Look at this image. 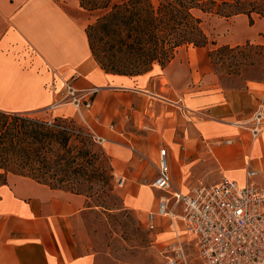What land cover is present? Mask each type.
<instances>
[{
	"label": "crops",
	"instance_id": "obj_1",
	"mask_svg": "<svg viewBox=\"0 0 264 264\" xmlns=\"http://www.w3.org/2000/svg\"><path fill=\"white\" fill-rule=\"evenodd\" d=\"M90 17L78 0H0L1 112L52 114L104 138L101 149L114 180L125 183L124 205L142 214L145 226L161 196L144 185L156 175L160 148L166 150L173 189L182 194L216 183L219 174L244 184L247 170L257 172L251 181L264 188V130L252 140L241 126L264 105V82L222 88L205 47L184 53L186 47L179 48L164 68L155 64L141 75L107 73L88 46ZM253 19L243 30L233 28L227 45L263 44L264 17ZM64 81L96 90L91 110L79 114L60 102ZM224 140L230 144H218ZM89 209L83 195L6 175L0 179V264H103L74 239L76 224ZM181 211L179 206L175 215ZM174 223L195 254L194 239L178 219ZM153 224L161 263L172 227L166 217Z\"/></svg>",
	"mask_w": 264,
	"mask_h": 264
},
{
	"label": "trees",
	"instance_id": "obj_2",
	"mask_svg": "<svg viewBox=\"0 0 264 264\" xmlns=\"http://www.w3.org/2000/svg\"><path fill=\"white\" fill-rule=\"evenodd\" d=\"M79 7L103 11L85 30L92 57L107 73L137 76L157 64L164 68L179 48H204L210 43L203 16L264 17V0H78ZM241 46L224 45L209 50L214 69L220 55ZM29 115L0 111V179L8 174L30 178L51 189L83 195L69 184L104 182L95 145L85 129L71 120L32 119ZM77 141L72 146L71 142ZM109 178L112 168L108 166ZM86 197V196H85Z\"/></svg>",
	"mask_w": 264,
	"mask_h": 264
},
{
	"label": "built area",
	"instance_id": "obj_3",
	"mask_svg": "<svg viewBox=\"0 0 264 264\" xmlns=\"http://www.w3.org/2000/svg\"><path fill=\"white\" fill-rule=\"evenodd\" d=\"M62 87L60 102L70 104L79 114L92 109L95 89L79 90L72 81H64ZM241 126L252 140L257 138L264 130V105L259 103L250 122ZM83 129L95 145L105 143L90 128ZM218 144H230V140ZM256 174L247 170L244 184L222 176L212 185L197 184L182 194L173 189L166 150L160 148L150 187L161 196L156 211L146 215L148 230L154 229L156 217L168 218L172 227L173 237L160 254V264H264V188L251 181ZM122 185L120 180L118 186ZM179 206L181 215L176 216ZM176 219L184 234L194 239L195 254L177 229Z\"/></svg>",
	"mask_w": 264,
	"mask_h": 264
},
{
	"label": "rangeland",
	"instance_id": "obj_4",
	"mask_svg": "<svg viewBox=\"0 0 264 264\" xmlns=\"http://www.w3.org/2000/svg\"><path fill=\"white\" fill-rule=\"evenodd\" d=\"M66 1L72 2L73 0ZM102 13L101 10L90 13V24L94 23ZM252 17L257 18L255 15ZM248 24L247 18L242 16L230 18L217 15L203 16V30L209 42L215 44H208L205 50L208 52L227 45L231 40L233 28L242 26L243 30ZM262 41L264 42V39ZM188 48L192 47H186V50H182L181 53L188 51ZM214 61L213 71L218 84L226 90L245 89L250 80L264 82V43H246L227 55L218 56ZM27 117L46 119V121L54 119L52 114L49 116L29 115ZM76 126L83 128L78 124ZM71 145H77V141L73 140ZM92 151L98 154V163L102 169L105 183L90 184L80 181L57 184L54 179H50L53 186L60 187L61 185L64 188H73L84 194L88 200L90 209L81 216L76 224L74 239L83 246L84 251L100 256L103 264H160L155 243L156 232L146 228L142 214L124 205L123 187L125 183L120 188L119 181H115L113 175L112 178H109L110 160L101 147L93 145ZM222 176L219 174V180ZM150 184L151 182L144 183L147 186ZM155 196L157 195L154 194L153 198Z\"/></svg>",
	"mask_w": 264,
	"mask_h": 264
}]
</instances>
